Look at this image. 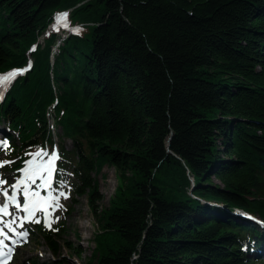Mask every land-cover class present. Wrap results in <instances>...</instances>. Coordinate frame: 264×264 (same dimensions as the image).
I'll use <instances>...</instances> for the list:
<instances>
[{"label": "trees", "instance_id": "1", "mask_svg": "<svg viewBox=\"0 0 264 264\" xmlns=\"http://www.w3.org/2000/svg\"><path fill=\"white\" fill-rule=\"evenodd\" d=\"M56 9L78 27L52 53ZM24 67L0 91V171L57 150L43 194L86 197L87 264H264V0H0V73ZM104 164L122 185L100 208Z\"/></svg>", "mask_w": 264, "mask_h": 264}, {"label": "rangeland", "instance_id": "2", "mask_svg": "<svg viewBox=\"0 0 264 264\" xmlns=\"http://www.w3.org/2000/svg\"><path fill=\"white\" fill-rule=\"evenodd\" d=\"M59 11L60 10L56 9L50 12L45 20V29L41 32L39 39L43 38L47 30L54 28L53 22L56 21L57 14L62 13ZM50 18H52L51 22H49ZM56 33L59 35L62 32L57 31ZM53 52L55 51L53 50L52 53ZM106 57L107 54H105V58ZM1 95L2 94H0V96ZM1 136L0 132V137ZM53 139L56 142L58 140L54 131ZM64 144L67 148L70 147L68 141H65ZM0 155L2 156L3 154L1 153ZM31 160L37 164H35L30 175L26 177V182L20 184L15 190L18 198H21V195H23L25 185L28 186L29 191L41 189V184H37V182L33 184L29 177H33L35 180L39 179L40 182L45 178L44 174L47 172L49 164L45 163L41 165L39 159ZM41 176L43 179H41ZM0 177L7 181V184L3 187L8 189L10 195L13 191L10 185L15 183L16 179L14 180V178H12L13 175H11V173H5L4 171L0 172ZM96 179L102 194V200L98 205L100 208H106L109 204V199L113 196L115 188L118 184L122 185V181L118 176L117 169L108 164L103 165ZM212 180L216 181L214 178ZM190 181H192V178ZM61 192L65 193L67 198L60 195ZM33 197L35 196L31 198ZM22 198L24 200V196ZM73 198L76 200L75 202H73ZM5 201L6 197L0 194V203H5ZM35 201L37 202L35 206L37 208L36 215L32 218H28V221L30 222L42 216L47 227L55 230L52 240L55 242L56 252H53L49 248L43 234L25 220L21 210L11 207L8 204L6 212L12 213V215H4L0 218L6 222L7 226L14 229L12 232L15 239L18 241L16 254L8 264H31L33 261L36 264H87V262L91 260L90 258H92L91 255L96 244L95 235L101 229V225L97 217L92 214L87 204L86 197L73 196L71 191L67 188H58L51 194L39 195V197H36ZM70 207L71 211L66 213V210ZM21 225L23 226L21 227ZM261 225L264 227L263 223H261ZM20 232H25L26 235H18ZM68 243H70V246ZM71 246L80 247L81 253L77 254ZM258 253L259 260L264 261V249L260 250ZM51 254H53V256ZM92 262H96V259L93 258Z\"/></svg>", "mask_w": 264, "mask_h": 264}, {"label": "snow or ice", "instance_id": "3", "mask_svg": "<svg viewBox=\"0 0 264 264\" xmlns=\"http://www.w3.org/2000/svg\"><path fill=\"white\" fill-rule=\"evenodd\" d=\"M62 15H66V14H62ZM23 71H26V69L12 70V71H9V72H7L5 74H0V86H5L6 84L10 83L17 75H19ZM6 145H7V141H0V148H3ZM27 155H31V156H34V157L47 155L48 158H49L48 161L45 162V161L41 160L40 161L41 165H44L45 163L51 164L54 160L59 159V154H58V152L55 149H53L51 152H48L47 149H38L35 153H28ZM8 163H11V162L0 161V167H3V166H5ZM33 163H34V161H32V160L25 161V164H27V165H31ZM52 170H55V169H52ZM18 171L26 172V171H28V169L24 168V169H19ZM29 179H31L33 184L36 183L35 178L29 177ZM41 179H43L42 176H41ZM23 182H24L23 179L18 178L15 183L11 184L10 187L13 189V191L9 195L8 189L6 187H3L4 185L7 184V181L4 178L0 177V194L4 195L6 197L5 203L0 204V217H2L4 215H12V213H8V212L5 211L8 208V202H7L8 200L13 201L14 202V206L17 209L29 213V216L25 217V219L30 218V216L33 214L34 210L30 209V206H29V197H32V196L39 197L40 194H39L38 191H35V190L29 191L28 186L25 185L24 192H23L24 202H23V204H20L17 201V193H16L15 190ZM42 186L46 187L47 185L45 184V185H42ZM60 195L65 196V193L61 192ZM65 198H67V197L65 196ZM57 199H58V197H57ZM57 219H58V217H57ZM34 222L40 223V220H35ZM0 223H3V221H0ZM5 226H7V225H5ZM22 226L23 225H21V227ZM10 230L14 231V229H10ZM2 235H6V233L4 232V228L0 227V236H2ZM18 235L25 236L26 233L25 232H20V233H18ZM3 246H4V241L0 240V256L4 255Z\"/></svg>", "mask_w": 264, "mask_h": 264}, {"label": "bare ground", "instance_id": "4", "mask_svg": "<svg viewBox=\"0 0 264 264\" xmlns=\"http://www.w3.org/2000/svg\"><path fill=\"white\" fill-rule=\"evenodd\" d=\"M60 17V14H57L56 16V20ZM53 27L52 29H49V31H56L57 32V28L59 26V23L57 21L53 22ZM77 28H74V27H65V28H62L60 29L59 31H61L62 33L58 35V40H57V44L54 45V48L53 50L56 52L57 49H58V45L61 41H64L66 39V37L70 34V33H73L76 31ZM63 35V36H62ZM65 35V36H64ZM262 222H260L261 224ZM264 224V223H263ZM53 256V254H51Z\"/></svg>", "mask_w": 264, "mask_h": 264}]
</instances>
